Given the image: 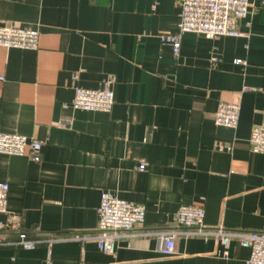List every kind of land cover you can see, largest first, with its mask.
I'll list each match as a JSON object with an SVG mask.
<instances>
[{"label":"crops","instance_id":"crops-1","mask_svg":"<svg viewBox=\"0 0 264 264\" xmlns=\"http://www.w3.org/2000/svg\"><path fill=\"white\" fill-rule=\"evenodd\" d=\"M180 9L181 0H0V25L39 31L36 49L0 47V133L42 142L39 162L0 153V264L48 254L51 264H245L236 238L224 246L180 230L164 255L152 231L173 227L183 204L203 206L208 227L264 229V153L249 143L264 125V4L249 0L234 18L243 35L187 32L174 55L159 35L177 32ZM109 78L110 111L64 107L74 86ZM220 102L239 103L236 127L214 122ZM103 191L145 207L114 254L93 237ZM18 231L35 248L18 244Z\"/></svg>","mask_w":264,"mask_h":264},{"label":"built area","instance_id":"built-area-1","mask_svg":"<svg viewBox=\"0 0 264 264\" xmlns=\"http://www.w3.org/2000/svg\"><path fill=\"white\" fill-rule=\"evenodd\" d=\"M264 4V0H260ZM249 0H181V9L177 32L160 34L159 40L169 44L174 55L181 46V35L187 32L201 34L207 38L219 36H241V32L233 26L234 18L246 16ZM39 31L34 28L21 27L15 24L0 25V47L36 49L38 47ZM240 62V60H236ZM2 79V77H0ZM112 78L107 79L96 88L74 86L73 98L64 107L84 111H110L114 94L111 88ZM240 105L238 102H220L214 114L217 125L234 128L239 120ZM68 124L63 120L61 125ZM249 143L254 152L264 153V125L252 127ZM42 142L21 134L0 133V153L10 155H26L31 160H41ZM139 170L145 169V164L138 165ZM9 184L0 181V213L7 211ZM97 227L95 235L98 249L105 254H114L117 239L127 235L137 225L143 223L145 207L143 204L127 201L114 196L109 191L101 193L97 208ZM205 211L201 205L183 204L175 213L174 226L163 228L152 233L158 238V250L164 255L174 252L175 237L178 231L198 234L204 237L214 236L226 246L230 239L236 238L240 245L249 250L245 264H264V229L235 230L223 226L208 227L204 223ZM6 226L0 221V232ZM18 244L24 248H35L38 240L28 239L25 232L18 231ZM225 258L228 257L224 253ZM44 264H51L48 254Z\"/></svg>","mask_w":264,"mask_h":264}]
</instances>
